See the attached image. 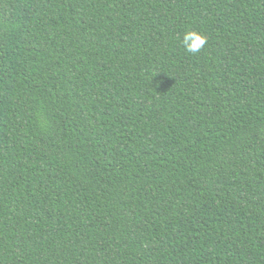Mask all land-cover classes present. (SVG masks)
Wrapping results in <instances>:
<instances>
[{"label":"trees","instance_id":"obj_1","mask_svg":"<svg viewBox=\"0 0 264 264\" xmlns=\"http://www.w3.org/2000/svg\"><path fill=\"white\" fill-rule=\"evenodd\" d=\"M0 264H264V0H0Z\"/></svg>","mask_w":264,"mask_h":264},{"label":"clouds","instance_id":"obj_2","mask_svg":"<svg viewBox=\"0 0 264 264\" xmlns=\"http://www.w3.org/2000/svg\"><path fill=\"white\" fill-rule=\"evenodd\" d=\"M187 53L198 54L207 43V37L197 31H186L181 41Z\"/></svg>","mask_w":264,"mask_h":264}]
</instances>
